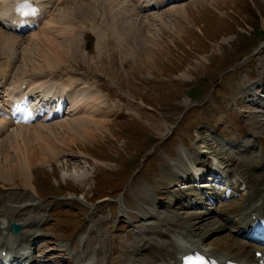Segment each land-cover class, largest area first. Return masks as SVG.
I'll use <instances>...</instances> for the list:
<instances>
[{
    "label": "rangeland",
    "instance_id": "obj_1",
    "mask_svg": "<svg viewBox=\"0 0 264 264\" xmlns=\"http://www.w3.org/2000/svg\"><path fill=\"white\" fill-rule=\"evenodd\" d=\"M79 1L55 12L57 16L73 14V10L75 16L80 14L72 68L62 73L104 90L116 111L110 117V132L101 133L94 142L85 141L80 149L64 148L52 166L33 169L36 195L25 189L17 175L12 181L0 180V223L14 209L41 202L39 208L24 209L18 217L27 226L25 232L39 231L40 237L33 242L36 249L30 252L37 264H76L72 256L77 253L82 258L86 241L84 251L91 254L90 242L96 251L90 257L102 256V250H97L103 241L111 264H128V258L139 264L150 256L146 252L138 258L133 255L137 238L147 239L142 248L150 253L149 243L165 244L159 230L166 231L172 252L173 236L167 230L179 226L176 214L183 217L190 212L178 199V193L190 187L182 180L184 168L176 170L180 182L167 177L180 161V153L199 145L210 153L204 146L209 144L230 161L236 156L231 162L237 171L264 160V115L258 107L264 103L258 84L264 80V0H187L184 11L180 3L154 11L137 9L139 13L131 5L135 0H93L92 6L89 0ZM115 1L120 4L113 6ZM126 19L143 24L148 46H138L124 32L114 34ZM31 38L25 35L13 53L0 56V64L8 58L13 63L10 83L20 79L26 68ZM248 88L253 91L249 93ZM216 137L225 144L245 141L255 148L244 158L227 154L220 140H204ZM255 173L264 184L262 171ZM247 196L240 193L216 208V220L227 222L229 230L211 235L205 242L208 248L218 243L220 250L235 249L233 256L243 253L246 242L234 232L239 230L236 220ZM67 209L76 212L59 216L60 210ZM148 212L157 215L145 221ZM144 222L150 226V235L159 236L148 237ZM92 225L95 230L89 235ZM139 232L143 235L138 237Z\"/></svg>",
    "mask_w": 264,
    "mask_h": 264
},
{
    "label": "bare ground",
    "instance_id": "obj_2",
    "mask_svg": "<svg viewBox=\"0 0 264 264\" xmlns=\"http://www.w3.org/2000/svg\"><path fill=\"white\" fill-rule=\"evenodd\" d=\"M74 1L76 0H0V20L5 21L8 25H13L16 21H22L23 23L30 22L31 18L17 20L14 18L13 14H11L12 9L19 4L34 3L40 14L44 15V18L36 17L35 22L38 25V29L35 32H32V45H30V47L34 48L33 50L35 51V54H33V50H31L30 47L26 50V55H30V58H27L25 61L26 64L24 63L26 68L23 73L19 75L21 78L10 83V77L13 74V63L8 58L5 63L0 64V106H3L4 103L8 102L9 98H12L14 95L20 100H26L30 96H34V103L30 104L28 110H25L27 115H31V112L36 108L40 110L41 114L46 113L48 115L47 118H41L38 123L31 126H24V124L14 126L12 123L0 119V180L12 181L15 180V175H17L18 178L24 182L25 189L32 190L34 195L38 194V192L33 182V169L38 166H52L55 161H57L58 157L61 156L64 148L69 150H72L73 148L80 149L81 146L85 145V141L94 142L98 136H103L100 135L101 133L103 134L106 131L110 132L109 126L112 124L110 122V117L116 112L115 108L109 104V97L104 94V90L97 84H90L88 80L76 82L78 79L76 78L77 80L74 81V76L72 77V75H69L68 73H62L63 69L72 68L71 60L77 51L76 46L78 45V40L76 39L78 36L77 30L79 29L78 25L81 23L77 20H80V14L75 16L77 13L73 10V14H61L60 16L58 15V17L55 15V12H57V8L72 6ZM178 1L183 2L184 0H135L134 2L132 1L133 3H131V5L135 9L133 11L138 12V9L139 12H146L149 11L150 8L161 10L169 4L172 5L179 3ZM186 1L187 0H185V2ZM93 2V0H89L88 5L92 6ZM118 3L120 4V2L115 1L113 6H116ZM180 5L184 6L183 3ZM181 9L184 11L185 6ZM112 10L113 9H111V11ZM175 10L177 9H172L169 13ZM2 11H5L6 13L3 15ZM164 13L167 14L166 11ZM185 13L186 12H183V14ZM147 26L148 29L151 27L149 25ZM144 29L142 23L126 19L121 26L116 27L114 34L117 31L118 33L119 31L124 32L126 36L125 38L134 39V41L139 43L137 44L138 46H148V43L146 42L147 40L144 38L145 35L143 36ZM23 37L24 36H17L9 29H5L0 25V56L5 53L7 54V52L13 53L16 46L20 44V38ZM101 44L106 43L101 42ZM33 55L35 57L34 60H32ZM4 60H2V62ZM33 61H35V63ZM65 78H67V80ZM258 84L260 86V91L262 89L264 92V80H260ZM251 91L253 90L248 88V92L251 93ZM250 97L252 98L253 96ZM258 101L259 100L256 99V102ZM16 103L17 100H15L14 106H16ZM49 103H56V107L48 110L47 104ZM24 105L25 103L23 106ZM259 106L264 109V103ZM18 108L22 109V107ZM61 113H64L63 117L56 116ZM4 136L5 139L3 138ZM205 139L220 140L217 137L204 138V140ZM41 140L47 142L40 143L39 141ZM221 142L225 149H227V151L229 150L227 154L231 155L236 154L237 156H242L247 150L255 148V145L250 146L239 141L234 144H225L223 141ZM200 146L201 145L193 150L189 148L186 152L180 153V161L176 163L174 168L169 170L170 176L168 175L167 177H169L170 181L171 179H175V183L180 182V180H178L180 178H177L178 175L176 172L177 168L180 169V167L184 168L183 172L186 173L184 174L185 176L191 175L192 172L197 176L199 174L203 175L204 171L211 172V162L215 161L220 168V171L219 168L217 170L218 174L228 176L229 181L235 186V189L239 188L242 192L248 191V197L243 203L242 215L237 221V223L241 225L242 230L247 232V228L251 225V221L264 217V184L262 183V180L258 179V176L255 173L257 170H260L264 175V160L261 164L257 163L259 165L255 164V167L250 165L251 167L240 168V170L237 171L233 168V163L231 162L235 160L234 157L236 156H233L230 161V159L219 154L216 149H212L211 145H204L212 150L210 153H206V150ZM244 156L242 157L244 158ZM51 159L53 162H51ZM196 166L198 167V170ZM200 182L201 181L198 180L197 184ZM203 187L204 185L200 186V188ZM207 192L209 194H215L216 196L227 194V192H223L220 189L216 190V188L213 187L208 189ZM207 192L201 193L200 190L190 187L187 191L178 193L180 196H177L179 197L178 199H182V201L186 203L183 206L184 210H186V212L190 211L191 213H186L183 217L176 214L180 219L179 226H176L173 229H171L172 227L170 226V231L166 229L173 236L172 241L174 242V245L171 249L172 252H169L170 246H167L170 245L168 244V241L171 240V237H169L167 232L165 233L166 237L160 232V236L165 238L163 242L165 244L157 247L158 244L155 245L152 242H148L151 244H148L150 248H147L150 253L144 249L142 250L143 252L148 253V256L150 257L143 260L140 259L141 262L139 264H181L182 257L187 253L195 252V250L206 255L217 257L221 261L223 259L245 263L253 261L254 251L258 249L256 245H242L243 253L236 257L233 256L231 252L235 251V249L220 250V244L218 243L211 248H208L205 244L211 235L223 230H229L227 222L220 220L217 221V216L212 215L213 209H206V207L201 205L202 203L199 206H196L199 198L203 203L210 199L205 197ZM231 194L233 195L234 193ZM196 207H200L198 209L199 212L193 213L196 211L194 210ZM22 210L24 209H14L10 218L4 217L6 219L3 222L4 227L0 229L2 232H0V253L1 251H5L7 243H10L8 236H4L3 232L5 229L9 230L11 222H19V212ZM150 215L151 213L148 212L145 221L149 220L150 217L154 219L153 216H155V213H153L152 216ZM37 234L38 233L36 232L30 233L29 235L25 233V237H28H23L24 241H35L32 240V237L37 236ZM91 243L92 242L88 243V249H91L92 254L96 251L92 250ZM98 245L100 248L97 250V253L102 250V256L100 258L90 257V252L86 251V256L91 259L84 260L85 255L83 254L82 258H80V256H75L80 264H85V262L88 264H111L105 254L104 242L101 241V244L98 243ZM20 258L21 257L17 256L18 260ZM30 258L27 260L28 262H30ZM127 260L130 261L128 264H135L132 260H129V258ZM31 261L33 262L32 264H35L34 259H31Z\"/></svg>",
    "mask_w": 264,
    "mask_h": 264
},
{
    "label": "water",
    "instance_id": "obj_3",
    "mask_svg": "<svg viewBox=\"0 0 264 264\" xmlns=\"http://www.w3.org/2000/svg\"><path fill=\"white\" fill-rule=\"evenodd\" d=\"M21 225L16 224V223H12L10 225V232H14L16 235H20L21 234Z\"/></svg>",
    "mask_w": 264,
    "mask_h": 264
},
{
    "label": "snow or ice",
    "instance_id": "obj_4",
    "mask_svg": "<svg viewBox=\"0 0 264 264\" xmlns=\"http://www.w3.org/2000/svg\"><path fill=\"white\" fill-rule=\"evenodd\" d=\"M199 259H200V264H205V262H204V260L202 258H199Z\"/></svg>",
    "mask_w": 264,
    "mask_h": 264
}]
</instances>
